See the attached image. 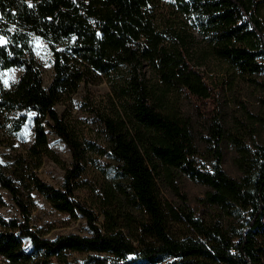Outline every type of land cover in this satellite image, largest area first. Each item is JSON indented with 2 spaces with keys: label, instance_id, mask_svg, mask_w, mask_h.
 <instances>
[{
  "label": "trees",
  "instance_id": "16d2710c",
  "mask_svg": "<svg viewBox=\"0 0 264 264\" xmlns=\"http://www.w3.org/2000/svg\"><path fill=\"white\" fill-rule=\"evenodd\" d=\"M158 1L0 0V70H22L11 87L0 86V119L13 113L19 128L32 122L36 154L47 152L50 130L72 155L61 188L25 175L24 165L5 171L0 163V207L8 196L22 211V217L0 213V255L9 264H67L70 252L86 254L80 264H263L264 143L251 146L242 137L233 139L241 175L232 177L223 168L224 128L214 120L211 164L204 167L190 120L178 105L183 93L200 108L208 104L211 89L197 67L205 55L226 61L253 82L264 72L261 0H168L198 32L202 46L195 52L182 40L180 46L170 42L174 37L158 28ZM30 34L47 40L52 49L48 86ZM145 64L153 72L152 83ZM120 69L125 70L117 92L120 108L104 118L107 151L117 163L113 182L102 190L103 229L75 198L84 148L57 106L92 75ZM259 85L264 88V81ZM179 170L208 187L202 201L216 216H196L184 206L182 220L164 206L158 179L172 184ZM31 189L59 212L81 215L90 233L50 238L33 230L27 204ZM174 221L182 223L177 230Z\"/></svg>",
  "mask_w": 264,
  "mask_h": 264
},
{
  "label": "rangeland",
  "instance_id": "374dc122",
  "mask_svg": "<svg viewBox=\"0 0 264 264\" xmlns=\"http://www.w3.org/2000/svg\"><path fill=\"white\" fill-rule=\"evenodd\" d=\"M156 7V24L165 34L170 33L171 41L181 40L192 52L200 50L201 38L191 22L176 11L168 0H159ZM261 18L264 23V0L260 4ZM30 43L34 56L42 70L45 86L53 77V53L47 40L30 34ZM201 44V45H200ZM182 45V44H181ZM205 82L211 89V97L205 108H200L188 95L182 94L178 100L179 109L191 124V130L199 151L201 165L211 164V124L220 121L225 137L223 141V168L232 177L239 178L236 165L237 149L234 138L252 143H264V72L251 79L238 74L226 61L205 55L202 65L197 66ZM143 71L150 83L154 81L153 72L148 65ZM22 70L18 67L0 70V86L11 87L19 78ZM125 83V70L113 72L108 76L94 74L79 89L61 98L57 109L71 133L81 141L84 148L83 159L76 177L75 198L94 214L96 223L104 229V216L100 209L103 203V186L114 180L116 160L107 151V135L104 118L115 116L120 108L119 90ZM202 106V105H201ZM48 132L47 152L36 154L31 145L34 141L32 122L27 121L21 128L16 115L4 113L0 119V163L5 171L20 168L23 173L35 174L44 182L57 188L62 187L66 169L72 165V155L66 144L52 131ZM242 138L240 140H242ZM173 183L158 179L160 198L165 207L171 206L184 219L182 208L187 206L196 216L213 218L215 209L202 201L208 187L194 180L185 172L177 171ZM31 203L28 204L32 229L53 238L59 234L77 233L88 235L86 219L81 215H69L59 212L37 190L31 189ZM6 205L0 207V213L6 217H22V211L6 196ZM137 217H141L139 213ZM174 229L182 226L174 221ZM126 232V229L124 230ZM264 246V236L261 239ZM27 246V242H25ZM86 254L70 252L67 264H80ZM42 261L28 264H44ZM0 264H9L0 255ZM49 264H59L56 260ZM264 264V259H263Z\"/></svg>",
  "mask_w": 264,
  "mask_h": 264
}]
</instances>
